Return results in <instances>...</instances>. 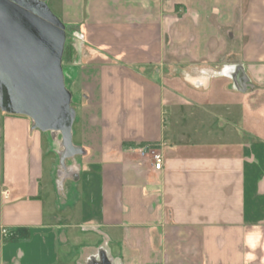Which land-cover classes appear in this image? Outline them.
Segmentation results:
<instances>
[{"label": "crops", "instance_id": "obj_1", "mask_svg": "<svg viewBox=\"0 0 264 264\" xmlns=\"http://www.w3.org/2000/svg\"><path fill=\"white\" fill-rule=\"evenodd\" d=\"M57 17L73 163L0 88V264H264V0H62Z\"/></svg>", "mask_w": 264, "mask_h": 264}, {"label": "water", "instance_id": "obj_2", "mask_svg": "<svg viewBox=\"0 0 264 264\" xmlns=\"http://www.w3.org/2000/svg\"><path fill=\"white\" fill-rule=\"evenodd\" d=\"M65 25L42 0H0V88L4 108L60 131L71 147L70 92L61 60Z\"/></svg>", "mask_w": 264, "mask_h": 264}, {"label": "rangeland", "instance_id": "obj_3", "mask_svg": "<svg viewBox=\"0 0 264 264\" xmlns=\"http://www.w3.org/2000/svg\"><path fill=\"white\" fill-rule=\"evenodd\" d=\"M50 11L57 16L60 14V6L62 4V0H42ZM73 29L71 27H65V42H64V51H63V60H62V74H63V81L66 89L71 92L72 99L70 110L72 111V107L75 105L77 100V94H74V90L71 91V80L73 77L71 75V67H70V60L68 58L69 53L71 54L72 48L71 43L74 41L73 38ZM71 147H68V150L65 148L63 143L62 134L60 131L57 132L54 140L53 150L50 152L49 157H52V164L57 169H63L66 166L72 165V159L65 160L67 156V151H70Z\"/></svg>", "mask_w": 264, "mask_h": 264}, {"label": "built area", "instance_id": "obj_4", "mask_svg": "<svg viewBox=\"0 0 264 264\" xmlns=\"http://www.w3.org/2000/svg\"><path fill=\"white\" fill-rule=\"evenodd\" d=\"M144 152H145V149H143V150L141 151L142 154H143ZM151 154H152V158H153L154 161H155V163H154V167H155L156 169H159L160 166H161V157H160V155L157 154V153H154L153 151L151 152Z\"/></svg>", "mask_w": 264, "mask_h": 264}]
</instances>
